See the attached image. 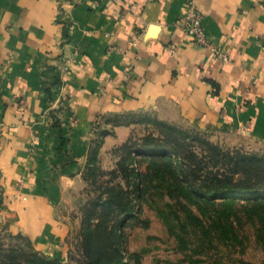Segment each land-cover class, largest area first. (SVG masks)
Masks as SVG:
<instances>
[{"label": "crops", "instance_id": "crops-1", "mask_svg": "<svg viewBox=\"0 0 264 264\" xmlns=\"http://www.w3.org/2000/svg\"><path fill=\"white\" fill-rule=\"evenodd\" d=\"M188 1L0 0V216L47 255L63 258L60 225L95 156L146 122L264 146V0H196L226 61L178 25ZM60 91L68 101L50 109Z\"/></svg>", "mask_w": 264, "mask_h": 264}, {"label": "rangeland", "instance_id": "rangeland-1", "mask_svg": "<svg viewBox=\"0 0 264 264\" xmlns=\"http://www.w3.org/2000/svg\"><path fill=\"white\" fill-rule=\"evenodd\" d=\"M115 150L98 152L73 195L60 225L62 259L47 255L35 233L18 231L13 216H0V264H89L96 256L103 264H264V226L251 204L264 198L256 191L264 188V146L181 119L148 121ZM173 166L220 190L194 198Z\"/></svg>", "mask_w": 264, "mask_h": 264}, {"label": "built area", "instance_id": "built-area-1", "mask_svg": "<svg viewBox=\"0 0 264 264\" xmlns=\"http://www.w3.org/2000/svg\"><path fill=\"white\" fill-rule=\"evenodd\" d=\"M177 23L189 36L192 37L194 43L197 46L210 51L219 59L225 61L229 60V56L227 55V53L221 51L210 41L204 26L203 13L196 0L188 1L186 14L180 17L177 20ZM74 61H75V56L72 54L63 57L62 65L59 70L60 78L57 81L60 89L63 88L64 86L62 76L69 70L71 64ZM129 75H130V71L125 76V79H127ZM67 101H68V96L64 92L60 91L58 98L54 100V102L50 103V109L54 108L55 103H59V105H62L64 102ZM19 103L22 107H26L25 100L21 99Z\"/></svg>", "mask_w": 264, "mask_h": 264}, {"label": "trees", "instance_id": "trees-1", "mask_svg": "<svg viewBox=\"0 0 264 264\" xmlns=\"http://www.w3.org/2000/svg\"><path fill=\"white\" fill-rule=\"evenodd\" d=\"M173 168L176 171V175L178 176L180 183H182L184 185V188L187 191V193L190 194L191 196H193L194 198H196L197 195L202 194V193L203 194H211L215 191L220 190L218 188H213L212 186H209L208 184H205V185L200 184V183H198V181H195L196 179L195 180L189 179L188 173H186V174L179 173L175 166H173ZM189 175H192V174L189 173ZM141 185H143V183H141ZM141 189L142 188L139 189L140 190L139 197L143 198V193H142ZM256 191H263L264 192V188L257 189ZM251 202H252L251 203L252 205L256 206V208L259 209L260 214H261V216L259 217V221H260L261 225L264 226V198L261 199V198L256 197ZM205 203L208 204L209 206H212L213 208H217V206H225L226 205L225 203L222 205H219L213 199L205 200ZM125 211H127V209ZM92 236H94V232L89 233L87 236V239H90V237H92ZM115 251L117 254L119 253V249L116 248ZM86 254L89 256H92V257H94V255H96V254L98 255V253L95 250L90 249V248L87 249ZM96 257H94V258H96ZM94 258H92V262H90L89 264H103L99 260H97L98 258H96V259H94ZM113 264H123V263L121 261L117 260V262H115Z\"/></svg>", "mask_w": 264, "mask_h": 264}]
</instances>
